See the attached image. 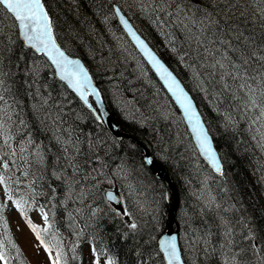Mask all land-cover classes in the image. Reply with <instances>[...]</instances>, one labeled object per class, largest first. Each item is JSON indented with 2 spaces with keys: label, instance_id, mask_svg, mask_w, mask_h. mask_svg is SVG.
I'll return each instance as SVG.
<instances>
[{
  "label": "trees",
  "instance_id": "obj_1",
  "mask_svg": "<svg viewBox=\"0 0 264 264\" xmlns=\"http://www.w3.org/2000/svg\"><path fill=\"white\" fill-rule=\"evenodd\" d=\"M43 2L49 10L51 18H54L52 19L54 20L53 26L59 42L71 54L83 58L88 65L103 92L112 116L121 129L135 134L142 143L148 145L156 157H159V153L157 152V146L159 145L156 142L162 137L165 139L167 148H160L165 157V160L162 161L163 163L164 161L167 162L168 170L177 183L180 198L184 202H181V205L189 212V220L191 217L194 219L197 213H194L196 207L194 209L190 208L192 206H190L189 202L185 201L183 194V192L186 194L187 183L189 184V182L186 183L183 177L184 173H187L185 159L186 161H193L194 173L197 174V177L200 176V179L196 181L192 171L187 174L192 184L191 188H195V191H197L199 185L200 191H202L201 194H207V190L201 188L207 180L205 178H209V186L212 189L213 195L218 194L217 189L227 187L228 195L234 198L230 202L239 199L243 203L242 205L244 207L246 205L249 212L257 219L259 222L258 226L264 228V216H262L264 214V205L261 203L263 197L262 187L264 188V180L261 179L262 169H264V153L253 147L250 141V133L245 131V125L242 124L239 128H236V132L234 129L225 131V128L221 124L222 117L218 111L215 112L209 105V101H205L203 93L194 91L190 87L189 79L193 77V73L186 65L190 64L191 61H180L179 57L183 56L184 53L179 51V49L176 52L171 50L176 45L174 46L172 43H169L171 40L168 39L167 33H164L158 25L152 22L153 17H146L148 22V28L146 29L152 35L147 36V38L158 50L162 58L183 80L196 100L223 157L224 175L216 174L202 161L199 153L194 149L191 136L183 120L182 126L180 125L176 128L175 124L166 122L167 120L162 118L160 114L155 113V103L152 104L151 101V99L156 97L153 95V83L150 88L151 93L148 87L144 88V92L146 91V93L140 94L141 97L139 94L134 93V89H127L123 93L119 91L124 97L123 100L131 99V103L133 102L139 107L140 110L137 115L130 108L125 112L120 104L111 103V97L105 89V86H109L106 82L105 74L111 71H109L110 65L102 69H94L92 66L93 56L96 57V59L94 58V62L96 60L99 61V55L105 54L106 56L107 52L111 55L112 59L119 60L118 57H124L115 51L114 46L110 47L112 41L109 38V31L123 38L132 53L146 67L153 82L166 94L162 85H160L153 72L140 58L117 21L113 5L114 3L124 4L123 0H43ZM55 11L57 12L54 13ZM9 18L10 15L5 13L3 19L0 20V52H3V70L9 73L7 82L13 86V92L16 94L15 99L18 102L16 111L20 113L19 118L27 123L28 129L31 130L32 136L37 143L42 141V146L50 148V153L47 157L49 163H55L54 156L57 153L55 141L51 136L53 133L51 132H55L58 127L65 128L66 126V128L74 129V134L83 133L89 139L94 140H97V137H99L98 141L101 144L106 139L108 144L105 145L104 142L105 149L101 147L98 149L103 163L106 162L108 168L114 169L119 165L122 168L123 166L130 167L128 168L129 171L128 169L125 170L127 176L125 173L124 175L131 181L136 190H147L148 194L145 197L146 202L143 204V209H146V212L142 211L140 213V216H138L140 220L136 222L139 227L136 230H132L128 227L130 222L126 218L123 219L106 206L107 202L103 196L105 185L111 183L110 180L115 181L117 178L115 176H111L112 179L109 176L102 178L103 173L99 172L100 178L98 179L96 174L97 170H100V164L95 165L96 172L93 173L95 179L89 177L88 180H81L80 176H77L76 179L80 180V184L78 186L73 185L71 191L67 187V181H58L52 177H46L44 181H37V184L40 186L35 189L37 192H43L46 195L36 197L34 204L39 208L40 205H44V210L50 212L49 225L51 227L48 233H40L41 239H45L46 242L51 243L54 234L55 239L60 242L68 264H84V255L82 260L81 252L88 239L97 243L95 245L97 249L98 247H103V251H107L114 259L117 258L119 264H166L157 245V235L166 229L169 222L167 212L171 200L169 197H166L170 191L166 182L158 178L144 162L143 146L131 138L119 140L111 135L106 125L98 122L93 113L77 96L62 81L56 78L49 62L42 55H38L31 48L25 46L19 37L17 28L9 24ZM56 20L61 24L57 23ZM95 45H98L99 48L93 47ZM89 52L96 53H93L92 56L89 55ZM120 60L123 61L124 58ZM124 61L126 62L127 59ZM30 64L38 67L31 68ZM120 67L118 66L119 70L116 71L115 67L112 69L114 71L113 77H115L113 86H116V84L120 85L121 81H123L122 83L126 81L125 83L128 85H133L128 80V77L133 76V68H127L122 71L124 74L121 76ZM42 79H44L43 82ZM25 81L30 85L34 84V87L26 86ZM139 81L140 78L137 79V84L140 83ZM134 82H136V78ZM37 88L40 95L48 101L47 105H42L39 98L37 99L35 96L28 95L30 92H35ZM57 91H67L66 98H61ZM128 94L131 95L128 97ZM53 95H57V100L60 103L56 104L58 101H55V103L52 101ZM33 105H35V109ZM142 106L146 107L143 108ZM148 106L153 108V115H151L152 109ZM37 108L43 112L44 117H41L37 113ZM49 111H51L53 116L60 115L62 117L64 121L62 126L53 124L51 120H45V116L48 115ZM78 116H82L83 120H79ZM13 119L15 120L16 117L14 116ZM83 138L84 136H81V139ZM175 139H179L180 141L175 144ZM198 164L201 165L199 166ZM197 170H201L204 173L200 172L198 174ZM88 171H91V169ZM65 175L68 174L66 173ZM32 179L34 178L29 177V181ZM48 183H51L52 187L57 189L54 199L52 198L53 194L50 193L47 187ZM81 188H83V194L88 191L84 199V195L80 194L82 193L80 192ZM136 190L128 189L126 192L129 194ZM230 190L231 192H229ZM74 194H77L79 197L74 196ZM197 195L198 193L195 194L197 198L200 197V195ZM219 195H224V193L221 191ZM195 196L193 200L196 199ZM193 200L191 199V202ZM194 202L199 207V200H195ZM0 203H2L1 199ZM239 204L237 203V207H239ZM145 205L149 209L145 208ZM77 209H80V211H76ZM52 211L53 213H51ZM150 213L154 216L151 220ZM0 215L3 216L4 221L7 223V229H5L4 221H0V239L7 241V239L11 238L17 245L16 236L11 230L8 216H6V208ZM153 219H155V223L152 221ZM178 220L182 227L183 223L180 219ZM149 222H153L154 224L150 225ZM49 225L45 228H48ZM40 229L44 228H38L37 231ZM17 247L20 249L18 245ZM73 248L76 249L75 252H73ZM11 251L12 255L15 256V249ZM20 252L19 260H14L13 264H30L21 249ZM73 255L77 256L75 260L72 259ZM191 259L194 260L192 257Z\"/></svg>",
  "mask_w": 264,
  "mask_h": 264
},
{
  "label": "snow or ice",
  "instance_id": "obj_2",
  "mask_svg": "<svg viewBox=\"0 0 264 264\" xmlns=\"http://www.w3.org/2000/svg\"><path fill=\"white\" fill-rule=\"evenodd\" d=\"M137 3L140 11L153 17L152 22L161 30H169L168 35L172 36L169 43L177 45L184 53L179 57L180 61H191L186 67L198 79V87L213 95L223 109L220 116L225 131L245 125L253 147L264 153V0H137ZM114 12L160 75L168 91L180 103L192 125L200 153L216 173L224 175L223 157L214 150L209 131L201 122L189 94L157 54L132 30L121 10L117 7ZM5 13L11 16L27 45L37 52L45 53L59 71L61 79L67 81L91 108L89 95L99 99L100 94L92 86L91 77L80 61L70 59L57 44L53 20L43 0H0V20ZM177 47L171 50L176 52ZM3 62V52H0V185L4 187L6 199L12 201L15 208L27 218L24 197L14 199L9 185L12 177L7 175L16 166L17 160L23 166L22 175L34 178L28 185V200L32 203L36 202V197L46 195L35 190L40 186L37 181H44L46 177L67 181L71 191L73 185L80 184L77 176L81 180L95 178V165L100 164L101 168L105 165L98 150L100 141L89 139L83 133L74 134V129L63 127H58L53 134L59 155L55 163H49L47 157L50 148L42 146V141L37 143L27 123L19 118L16 94L13 86L7 82L9 73L3 70ZM25 85L34 87L27 81ZM28 95L40 97L42 105L48 103L40 96L38 88ZM45 120L60 126L64 123L60 115L53 116L51 111ZM81 136L84 138L81 139ZM5 148L8 151L5 152ZM17 170L20 168L17 167ZM261 179L264 180V169ZM16 182L20 183L19 178ZM47 187L54 199L57 189L51 183ZM221 191L224 195H219ZM217 193H202L198 198L200 206L195 210L197 216L193 219L197 227L191 229L192 239L188 246V250L195 254V259L190 262L183 259L177 247V236L170 235L159 241L160 251L167 264H264V228L258 226L257 219L243 207L239 199L230 202L234 198L228 195L227 188L217 189ZM108 196L109 199H116L111 193ZM237 203L241 206L237 207ZM6 207V204L0 203V213ZM40 210L47 224L50 212L44 210V205H40ZM121 215L131 214L125 210ZM0 221H4L2 215ZM28 223L38 237L41 232L48 233L51 227L49 225L37 231L39 226L30 220ZM4 227L7 229L6 221ZM128 227L136 230L139 226L132 221ZM41 244L50 257V264H68L54 234L51 243L41 239ZM53 248L56 249L54 258ZM12 249L16 251L15 256L12 255ZM92 250V264H101L104 251L95 247ZM20 255V249L11 238L7 241L0 239V264H13ZM76 258L73 255L72 259ZM104 264H115V261L108 256Z\"/></svg>",
  "mask_w": 264,
  "mask_h": 264
},
{
  "label": "rangeland",
  "instance_id": "obj_3",
  "mask_svg": "<svg viewBox=\"0 0 264 264\" xmlns=\"http://www.w3.org/2000/svg\"><path fill=\"white\" fill-rule=\"evenodd\" d=\"M123 3L124 4H122V6L124 8H126L125 10L133 18V21L135 22V24L137 25V27L139 29H141L142 31H144L145 34H146V36H152L151 33L146 29V28H148V22H147L146 17H149V15L146 14V13H142L140 11V7H139V5L137 3V0H123ZM9 19H10L9 20V24L10 25H14L16 27V24L13 21V19L11 18V16H10ZM134 19H137V20H134ZM162 31L164 33H167V35H168L169 30L167 28L163 29ZM159 32H161V31H159ZM109 33H110V37L109 36L108 37L112 41L110 47H113L114 46L115 51L118 52L119 54L123 55L124 57H118L119 60L112 59L111 58V55H109L108 52H107L106 53L107 54L106 56H105V54H103V55L101 54V55H99V57H100L99 61L96 60L94 62V60L96 59V57L93 56L92 54L93 53H96V52H89L90 53L89 55H92L95 58V59L92 58L93 59V63H92L93 65L92 66H93L94 69H98V68L102 69L103 67H107L108 65H110L109 71L110 70L111 71L108 74L107 73L105 74L106 82H107V84L109 86H105V89L107 90V89L110 88L109 90H107V92H108L109 96L111 97L110 98L111 103L112 104H116V105L120 104L121 105V108L124 111H128L129 108H130L137 115V113H139V109H137V106L133 102L132 103L130 102L131 99H129V100L128 99L121 100L124 97H123V95H121L119 93V91H121L123 93V91H125L127 89H134V93L139 94V96H140V94H143L144 93L143 90H144L145 87L143 88V85L141 83L137 84V79H139L140 77H143V78L145 77L144 78V82L147 85H150L152 83L154 84V92H153V95L156 96V97L154 99H151L152 103L155 102V107H157V109L165 117H170V119H167V120L169 122L175 124L176 125V128L178 126H180L182 124L183 118H182L181 114H180V116L177 115L176 110L178 111V109L174 105V102L172 100H170L169 97L165 93H163L159 88L157 89V85H156V83L153 82V80L151 79V76H149L146 67L143 65L142 62H140L137 59V56H135L132 53V51L130 50V48L127 45V43L123 40V38L121 36L115 34L114 32L109 31ZM168 39L172 40V36L168 35ZM173 45L175 46V44H173ZM93 47L99 48L98 45H95ZM175 47H177V45ZM177 49H179V47H177ZM179 51H180V49H179ZM123 58H124V60L127 59V61L125 62L124 60L123 61L120 60V59H123ZM30 66H31V68L32 67H35V68L38 67V66H34L32 64H30ZM118 66H121L120 67L121 73H122V71L126 70L127 68H131V67L133 68V70H134L133 76L134 77H128L129 82L131 84H133V85H128L127 83H125L126 81L124 83H122L123 81H121L122 84L120 83V85L119 84L118 85L116 84V86L115 85L113 86V81L115 80L114 79L115 77H113V72L114 71L112 69H114V67H115L116 68L115 71L116 70H119ZM122 75H123V73L121 74V76ZM146 77H147V79H146ZM133 78L134 79L136 78V82H134V79ZM43 80L44 79H42V82H43ZM123 80H125V79H123ZM191 80L194 83V85L196 87H198L199 81H198V79L195 78L194 74H193V77L191 78ZM135 87H138V88H135ZM57 92L59 93V96L61 98H66V93L64 91H60V92L57 91ZM201 92L203 93V96H205L207 98V100H209L212 104L214 103L213 105H216V100H215V98H214L213 95H211L209 93H206V92H203V91H201ZM130 95L131 94H128L127 96L129 97ZM133 96H135V95H133ZM35 97L37 99L38 98L40 99V97H38V96H35ZM57 98H58L57 95H53L52 101L55 103V101H58ZM58 103H60V102L59 101L56 102V104H58ZM37 110H38L37 113H39V115L41 117H44V115L42 114L43 112L40 111L39 108H37ZM78 118H79V120H83L82 116H78ZM221 124L223 125V120H221ZM65 128H66V126H65ZM51 133L54 134V132H51ZM53 134L51 135L52 137H53ZM122 138H127V137L123 136ZM98 139H99V137H97V140ZM160 139H161V141H160ZM160 139L156 142L159 145V146H157V148H158L157 149V152L159 153L160 160H165L164 154H162L163 152L161 151L160 148L161 147L167 148V144H166V141H165V139L163 137L160 138ZM104 142H105V145L108 144V142L106 141V139H104ZM104 142L102 141V144L100 146L102 149H105L104 148V146H105L104 145ZM178 142H179V139H177V140L175 139L174 140V143L175 144L178 143ZM3 150L5 152L8 151L7 148H5ZM58 155H59V152L57 151L56 155L54 156L55 157V160H56V157ZM145 155L146 154L144 153L143 159H144V162H146V165H147L148 163L145 160ZM184 162L186 163V171H187V173L186 172L184 173V180L186 182H189V184L187 183L189 186L191 185L190 188H188V186H187V192L186 193L188 195L189 194L190 195L189 196L186 195L187 198H185V201L190 203V206H192L190 208H193L194 209L196 207L194 209V210H196L198 208L197 207L198 204L196 205L193 202H191V199L193 200L195 194L200 191V187L198 186V190L197 191H194V192L192 191V188H191L192 187V184H190V181H189L190 179H188V175L187 174L188 173H191V171H192V173L195 172V169L193 168V161H190V160L186 161V159H185ZM62 163H63V161H61V164ZM162 163H163V161H162ZM103 164L105 165V168L104 169H100V170L101 171L103 170L105 173H103V171H102L103 175L101 177L103 178L104 176H109V178H111V176L108 174V167H107L106 162H104ZM198 165L200 166L201 164H198ZM17 167H19L20 170H17ZM157 168H159V170H160L161 173H164L165 174V171L162 170L161 167L157 166ZM22 171H23V166L20 165V161L17 160L16 161V166L13 167L7 173V175H9V176L12 177V179L9 181V185H10V187L12 189L14 199H20L21 197H24V201L26 202L25 203V209H26V212H27V218H25V216L18 209L15 208V205H14V203L12 201H8L6 199V196L4 194V187L2 185H0V199H1V201H2L3 204H6L7 205V207H6V216L9 217L11 230L13 231V233L16 236L17 245L23 251L25 257L30 262V264H50V257L48 255V253L46 252L45 248L42 246L40 237H38L37 234H36V232L33 231L32 227L29 225L28 221L30 220L32 222V224L39 226V228H45L48 224L45 223L40 208L36 204H34V203L30 202V200H28V192L30 191L29 188H28V185H29L30 181H29V178L27 179V177H24L22 175ZM116 172L117 173L121 172V173L118 175V177H117L118 179H115V181H111L110 180L111 187L110 186L109 187L111 189H113L112 192H116V194H118V193L121 194L122 193L123 196L125 195V201L127 199V202H130L131 203L130 220H131V222L132 221H135L136 218L138 216H140V213L142 211L143 212H146V209H143L144 208V205L143 204L142 205L139 204L137 206L136 205H132V204L136 203L139 200L138 198H136V197L127 198L128 197V193L126 192V190H128V189L125 186L126 185L125 182L122 183L123 182V179H124L123 174L124 173L126 174L125 168H124V170H122L121 165H119V169ZM200 172L204 173L203 171L200 170V171H198V174H200ZM106 173H107V175H106ZM194 175H195L194 177L196 178V181L198 179H200V176L197 177L196 176L197 174H195V173H194ZM126 176H127V174H126ZM17 178H19L20 183H17L16 182V179ZM170 182H172V181H170ZM167 184L169 185V182H167ZM263 186H264V183H263ZM82 191H83V188H81L80 192H82ZM87 193H88V191L83 194L84 195L83 199L86 197ZM199 194L201 195V192H199L198 195ZM195 198H196L195 200H198V198L196 196H195ZM111 200H113V199H111ZM195 200H193V201H195ZM192 203H193V205H192ZM262 205H264V204H262ZM133 208H136L137 210H134ZM145 208L149 209V207L147 205H145ZM128 209H129V207H128ZM149 212H150V210H149ZM184 213L187 215V211L186 210H184ZM194 213H197V212L194 211ZM188 214H189V212H188ZM153 217H154L153 214L150 213V220ZM152 221L155 223V219H153ZM190 221L191 220H188V222H190ZM153 222H149V224L150 225H153L154 224ZM171 225H174L175 226V222L173 224H171ZM189 225L191 226V223H189ZM187 237L188 238H186V243H187V247H188L189 246V242L192 239V235L191 236H187ZM86 251L88 252V254L90 256V263H88V264H92V258H93L94 253H93V250L91 248V245L87 246ZM55 252L56 251H54V250L52 251V257L53 258L55 256ZM188 253L189 254L191 253L190 256L195 259V254L192 251L189 252V250H188ZM106 257H108V256L107 255H104V256L101 257V264H104V259Z\"/></svg>",
  "mask_w": 264,
  "mask_h": 264
},
{
  "label": "bare ground",
  "instance_id": "obj_4",
  "mask_svg": "<svg viewBox=\"0 0 264 264\" xmlns=\"http://www.w3.org/2000/svg\"><path fill=\"white\" fill-rule=\"evenodd\" d=\"M120 5H121V3H120ZM121 7H122V10H123V12H126V8H124L122 5H121ZM54 9V8H53ZM57 11H55L54 13H56ZM52 19H54V18H52ZM134 20H137V19H134ZM58 20H56V22H57ZM53 22H54V20H53ZM61 22V21H60ZM57 23H59V22H57ZM137 23V22H136ZM59 24H61V23H59ZM56 27V26H55ZM58 27V26H57ZM60 30V29H59ZM61 31V30H60ZM142 31V30H141ZM142 33L146 36V34L144 33V31H142ZM110 34V33H109ZM113 34V33H112ZM147 37V36H146ZM61 44V43H60ZM114 45V44H113ZM61 46L64 48V46L61 44ZM102 46V45H101ZM134 48L136 49V51L138 52V54H139V56H140V58L145 62V63H147V61L145 60V58L142 56V54L139 52V50L136 48V46L134 45ZM65 49V48H64ZM66 50V49H65ZM67 51V50H66ZM68 52V51H67ZM69 54H70V52H68ZM170 55V54H169ZM43 57L47 60V62H49L48 61V59L43 55ZM20 64V63H19ZM49 64H50V62H49ZM148 64V63H147ZM149 68H150V66H149ZM31 70V69H30ZM90 70V69H89ZM150 70L153 72V74L155 75V77L157 78V80L159 81V83H160V85L162 84L161 83V81L158 79V77H157V75L155 74V72L150 68ZM91 71V70H90ZM123 73V72H122ZM121 73V74H122ZM124 74V73H123ZM131 76V75H130ZM57 77V76H56ZM133 77V76H132ZM145 78V77H144ZM144 78L142 77H140V83L143 85V88L145 87V88H147L148 87V89L150 90V93H151V85L152 84H150V85H147L145 82H144ZM132 79V78H131ZM134 79V78H133ZM146 79H147V77H146ZM112 81V80H111ZM147 82V81H146ZM151 82V81H150ZM189 83H190V87H191V89L192 90H194V91H199V92H201V90L198 88V87H196L195 85H194V83L192 82V80L191 79H189ZM137 85V84H136ZM127 86V85H126ZM140 86V85H139ZM99 87V86H98ZM133 87V86H132ZM135 88H138V87H135ZM142 88V89H143ZM99 89H100V91H101V93H102V96H103V98H104V95H103V92H102V90H101V88L99 87ZM110 89V88H109ZM109 89H107V90H109ZM157 89H158V87H157ZM197 89V90H196ZM146 90V89H145ZM142 91V90H141ZM144 91V90H143ZM148 91V90H147ZM67 92V91H66ZM65 92V93H66ZM69 92V91H68ZM114 92V91H113ZM116 92V91H115ZM144 93H146V91L144 92ZM202 93V92H201ZM112 94V93H111ZM118 94V93H117ZM137 96V95H136ZM147 96V95H146ZM141 97V96H140ZM149 98V97H148ZM150 98H152V97H150ZM204 98H205V101H207V98L204 96ZM147 99V98H146ZM104 100H105V98H104ZM121 100H123V99H121ZM117 101V100H116ZM120 101V100H119ZM173 101V100H172ZM209 101V100H208ZM131 102V101H130ZM174 102V101H173ZM153 103H155V102H153ZM152 103V104H153ZM142 104V103H141ZM214 104V103H213ZM210 101H209V105L211 106V108H213L214 110H215V112H217L218 111V113L220 114L221 112H223V109H221L220 107H219V105L217 104V102H216V105H213ZM149 105L150 106H152L150 103H149ZM174 105L176 106V108L178 109V111L180 112H178L177 110H176V113H177V115L178 116H180V114H181V116H182V118H183V112L181 111V109H180V107L174 102ZM204 105V104H203ZM140 106V105H139ZM150 106H148L149 108H151L152 109V112H151V115H153V108L152 107H150ZM143 107V106H142ZM141 107V108H142ZM146 107V106H145ZM145 107H143V108H145ZM205 107V106H204ZM137 109H139V107H137ZM148 109V108H147ZM200 109V108H199ZM140 110V109H139ZM201 111V110H200ZM126 112V111H125ZM143 112V111H142ZM145 112V111H144ZM155 113H158V114H160L161 115V117L162 118H164V119H170V117H165L158 109H157V107L155 108ZM202 113V112H201ZM217 114V113H216ZM150 115V116H151ZM203 115V114H202ZM142 117H144V116H142ZM204 117V116H203ZM206 118V117H205ZM166 122H169L168 120L166 121ZM183 122H184V120H183ZM206 122V121H205ZM169 123H171V122H169ZM150 124V123H149ZM119 125V124H118ZM155 125V124H154ZM184 125L186 126V128H187V130H188V132H189V135L191 136V139H192V142H193V145H194V149L196 150V152L197 153H199V150H198V147H197V144H196V142H195V140H194V137H193V135H192V133L190 132V130H189V128H188V126L186 125V123L184 122ZM120 126V125H119ZM182 126V125H181ZM206 126H207V128H208V130H209V132H210V135H211V139H212V144H213V148H214V150H216L219 154H220V150H219V148L217 147V144L215 143V140H214V137H213V134L211 133V131H210V129H209V126L207 125V123H206ZM109 130V129H108ZM123 130V129H122ZM234 131L236 132V130L234 129ZM109 132H110V134L111 135H113V136H115L110 130H109ZM123 132L125 133V137H127V138H131V139H133V140H135L138 144H141L142 146H143V148H144V153L146 154L145 155V160L147 161V166L153 171V173L158 177V178H160V179H162V180H164L165 182H166V185L168 186V189L170 190H168L169 191V194H168V196H166V197H169L170 198V203H169V209H168V217H169V222H168V225L166 226V229H164V231L161 233V234H158L157 235V245H158V248H159V250H160V246H159V241L161 240V239H163L164 237H166V236H170V235H176L177 236V247H178V249H180L181 250V253H182V258L183 259H185L186 261H192V259H191V256H190V254L188 253V247H187V243H186V238H188L187 236H191V229L192 228H195L196 227V224L195 223H193V218L191 217V221L190 222H188V220H189V214H188V212H187V215L184 213V210H185V208H184V206L183 205H181L182 203L181 202H183L182 201V199L180 198V195H179V188H178V186H177V183H176V181L174 180V178L172 177V174H171V172H169V170H168V164H167V162L166 161H164V163H162V160H160V158L157 156H155L153 153H152V151L150 150V148L148 147V145H146V144H144V143H142V141H140V139L139 138H137L136 137V135L135 134H133L132 132H130V131H126V130H123ZM151 132H153V131H151ZM116 137V136H115ZM117 138V137H116ZM177 138V137H176ZM117 139H122V138H117ZM164 140V139H163ZM180 141V140H179ZM154 145V144H153ZM166 146V145H165ZM169 147V146H168ZM165 150H167V149H165ZM256 150V149H255ZM143 151V150H142ZM162 151V150H161ZM257 152V151H256ZM196 153V154H197ZM254 153V152H253ZM163 154V153H162ZM177 154V153H176ZM256 154V153H255ZM260 154V153H259ZM221 155V154H220ZM258 155V154H257ZM148 156L149 157H151V158H148ZM163 156V155H162ZM199 156L201 157V159H202V161L203 162H205L206 163V165L207 166H209L211 169H212V167L207 163V161L201 156V154L199 153ZM254 156V155H253ZM259 156V155H258ZM167 157H168V155H167ZM256 157V156H255ZM169 159V158H168ZM125 160V159H124ZM149 160L151 161V162H149ZM168 161V160H167ZM126 163V162H125ZM146 163V162H145ZM160 163V164H159ZM178 164V163H177ZM118 165V164H117ZM126 165V164H125ZM222 165H223V167H224V164H223V161H222ZM99 166V165H98ZM157 166H159V167H161V168H164V171H165V174L164 173H161L160 172V170H159V168H157ZM122 167V166H121ZM105 168V167H104ZM104 168H101L100 167V169H104ZM124 168H125V170L126 169H128V168H130V167H124L123 166V168H122V170H124ZM118 169H119V166H117V167H115V169L114 168H108V174L110 175V176H115L116 178L118 177V175L121 173V172H119V173H117L116 171H118ZM131 170V169H130ZM213 170V169H212ZM103 171V170H102ZM101 170H97V174H96V177L99 179L100 178V176H99V172H102ZM106 171V170H105ZM128 171H129V169H128ZM214 171V170H213ZM96 172V171H95ZM215 172V171H214ZM103 173H105L104 171H103ZM182 173V172H181ZM216 173V172H215ZM223 173H224V170H223ZM216 174H218V175H221V174H219V173H216ZM100 175H101V173H100ZM106 175H107V173H106ZM181 175V174H180ZM121 176V175H120ZM183 176V175H182ZM123 177H124V179H123V182L122 183H124L125 182V186H126V188L127 189H131V190H136V188L134 187V185L131 183V181L123 174ZM184 177V176H183ZM190 177V176H189ZM29 177H27V179H28ZM181 178V177H180ZM118 179V178H117ZM205 179H207L206 181H205V183H204V185H202L201 186V188H203L204 190L206 189L207 190V192L206 193H208V192H211V194H213V192H212V189L210 188V186H209V178H205ZM121 181V180H120ZM170 181H172V182H170ZM190 181V180H189ZM167 182H169V185L167 184ZM187 183V182H186ZM206 183H208V184H206ZM190 184H191V181H190ZM104 185V184H103ZM186 185V184H185ZM188 185V184H187ZM205 185H207V186H205ZM111 187V183H109L108 185H105V190H104V198H105V200H106V202H107V204H106V206H107V208L108 209H110V210H112V211H114L118 216H120V217H122L123 219L124 218H126L130 223H131V220H130V215H128V216H122L121 215V213H123L125 210H127L129 213H130V209H131V203L130 202H127V199H126V201H125V195L123 196L122 195V193L121 194H115L116 195V200L115 199H113V200H111V199H109L108 198V196H107V193L109 194V193H111L112 191H113V189H111L110 187ZM189 186V185H188ZM191 186V185H190ZM199 186V185H198ZM164 187V186H163ZM200 187V186H199ZM125 188V189H126ZM227 188V187H226ZM198 189V188H197ZM262 191H263V197H262V204H264V188L262 187ZM202 190V189H201ZM147 191V190H146ZM145 190L143 191L142 189H139V190H136L135 192L133 191V193H129L128 194V197L127 198H133V197H136V198H138L139 200L136 202V203H134V204H132V205H142V204H144L146 201H145V197H147L148 196V194H147V192H146ZM190 191V190H189ZM192 191L194 192L195 191V188H192ZM191 191V192H192ZM167 192V191H166ZM200 192H202V191H200ZM205 192V191H204ZM229 192H231V190L229 191ZM116 193V192H115ZM165 193V192H164ZM199 193V192H198ZM183 194H184V196H185V198H187L186 197V195H188L187 193L185 194V192H183ZM197 194V193H196ZM232 194V193H231ZM234 194V193H233ZM95 195V194H94ZM121 195V196H120ZM147 195V196H146ZM190 195V194H189ZM188 195V196H189ZM194 195V194H193ZM200 195V194H199ZM74 196H78L77 194H74ZM201 196V195H200ZM79 197V196H78ZM199 198V197H198ZM157 199V198H156ZM167 199V198H166ZM194 199V198H193ZM189 200V199H188ZM236 200V199H235ZM235 200H234V202H235ZM167 201V200H166ZM31 202V201H30ZM194 204H195V202L194 201H192ZM184 203V202H183ZM192 203V204H193ZM243 204V203H242ZM241 206V204H239V207ZM128 207H129V209H128ZM244 207V206H243ZM245 208H246V205H245ZM134 210H137L136 208H133ZM166 212V211H165ZM52 213H53V211H52ZM8 219H9V217H8ZM178 219H180V221L183 223L182 224V227H183V229H182V227H181V223L179 222V220ZM138 220H140V218L139 217H137L136 218V220H135V222H137ZM9 222H10V220H9ZM175 222V226L174 225H171V224H173ZM189 223H191V226L189 225ZM48 225H49V222L47 223ZM47 225V226H48ZM46 226V227H47ZM147 226V225H146ZM145 236V235H144ZM40 240H41V237H40ZM188 240V239H187ZM17 243V242H16ZM89 245H91V248L93 249V247H95V245H97V243H95L93 240H91V239H88V242L86 243V245H85V247L82 249V252H81V256H82V260H83V255H84V259H85V262H84V264H88V263H90V256H89V254H88V252L86 251V249H87V246H89ZM98 247V246H97ZM96 248V247H95ZM106 248V247H105ZM108 248V247H107ZM98 249H104L103 247H98ZM54 251H56L55 249H53ZM52 250V251H53ZM187 251V252H186ZM161 252V251H160ZM56 253V252H55ZM159 253V252H158ZM161 254H162V256H163V253L161 252ZM104 255H107V256H111L107 251H104ZM116 256V255H115ZM112 257V256H111ZM113 258V257H112ZM163 258H164V256H163ZM114 259V258H113ZM164 260H165V263L167 264V261H166V259L164 258ZM114 261H115V264H119L118 263V259L117 258H115L114 259Z\"/></svg>",
  "mask_w": 264,
  "mask_h": 264
},
{
  "label": "water",
  "instance_id": "obj_5",
  "mask_svg": "<svg viewBox=\"0 0 264 264\" xmlns=\"http://www.w3.org/2000/svg\"><path fill=\"white\" fill-rule=\"evenodd\" d=\"M119 8L121 10V14L124 15L125 19L128 20V23L132 26V30L141 38L145 41V43L148 44V46L157 54V56L162 60L163 63H165V65L169 68L170 71H172V73L177 77V79L180 81L182 87H184L185 91L189 94V97L192 99L193 105L194 107L197 109L198 113L200 114V119L201 122L204 124L205 128L208 130L207 126H206V122L197 106L196 101L194 100L191 92L188 90V88L185 86V84L182 82V80L179 78V76L176 74V72H174V70L160 57V55L158 54V52L153 48V46L148 42V40L140 33V31L137 29V27L134 25V23L132 22V20L123 12L122 8L118 5V4H114V10L115 8ZM117 16V15H116ZM118 22L121 25V27L123 28V30L125 31V33L127 34V36L129 37V39L131 40V42L133 43V45L136 46V48L139 50V52L142 54V56L145 58V60L147 61L148 65L150 66V68L155 72V74L157 75L158 79L161 81L163 87L165 88V90L167 91L168 95L171 97V99L180 107L181 111L183 112V118L184 121L186 123V125L188 126L190 132L192 133L194 140L197 144L196 138H195V133L192 130V125L188 122L187 118L184 115V111L183 108L181 107L180 103L175 99V97L172 95L171 92L168 91L167 86L164 84V81L160 78V75L156 72V70L152 67L151 63L148 61V59L145 57V55L143 54V52L141 51V49L139 48V46L137 45L135 39L133 38V36L131 35V33L128 32L127 28L124 26V24L120 21L119 16H117ZM53 34L54 37L56 39L57 44L61 47V49L65 52V55H67L70 59L73 60H79L80 63L85 67V69L88 71L89 76L91 77V82H92V86L95 87L97 89V91L99 92V99H97L94 95H89L88 97V102L89 104L92 105L91 108L88 107V105H86L81 99L79 94L72 88L69 86L68 82L61 79L59 71L56 69L55 65L52 63V61L47 57V55L43 52H37L35 49H33L36 53L40 54V55H44L48 61L50 62V64L52 65L54 71H55V75L57 76V78L62 81L80 100L81 102L89 109L93 112V114L95 115V117L102 123H104L106 125V127L117 137V138H122L125 133L123 132V130L121 129V127L117 124V122L115 121V119L113 118L112 114L110 113L106 102L102 96V93L91 73V71L89 70L88 66L85 64L84 60L80 57V56H75L72 54H69L60 44V42L58 41L54 29H53ZM20 38L23 40L22 35H19ZM24 44L31 48L30 46L27 45V43L23 40ZM99 117V118H98ZM209 131V130H208ZM209 137L210 139L212 138L209 132ZM212 141V139H211ZM213 142V141H212ZM198 147V144H197ZM199 150V147H198ZM200 153V150H199ZM201 154V153H200ZM201 156L207 161V163L210 165V163L208 162V160L206 159V157H204L202 154ZM148 158H151L148 156ZM211 166V165H210ZM162 170H164L163 168H161ZM222 170H223V165H222ZM111 194L114 196L116 193L115 192H111ZM108 196V193H107ZM116 197V195H115ZM109 198V196H108ZM116 200V199H115Z\"/></svg>",
  "mask_w": 264,
  "mask_h": 264
}]
</instances>
